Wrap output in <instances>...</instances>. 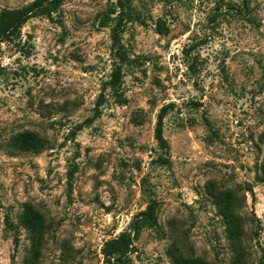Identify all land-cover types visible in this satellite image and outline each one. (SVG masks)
I'll return each mask as SVG.
<instances>
[{"label":"rangeland","instance_id":"1","mask_svg":"<svg viewBox=\"0 0 264 264\" xmlns=\"http://www.w3.org/2000/svg\"><path fill=\"white\" fill-rule=\"evenodd\" d=\"M32 1L0 0V11ZM115 1L64 0L0 44V264H104L103 243L150 200L157 227L141 231L131 264H259L264 224L247 195L264 187V0H130L120 103L104 86L111 24H98ZM100 93V116L75 132ZM168 105L165 154L154 131ZM23 132L45 148L14 151ZM27 207L43 219L39 245Z\"/></svg>","mask_w":264,"mask_h":264},{"label":"trees","instance_id":"2","mask_svg":"<svg viewBox=\"0 0 264 264\" xmlns=\"http://www.w3.org/2000/svg\"><path fill=\"white\" fill-rule=\"evenodd\" d=\"M64 0H34L31 3L17 9H3L0 11V44L11 42L20 36L21 28L29 20L39 17H44L49 20L57 13ZM136 13L132 8L130 0H116L115 3L105 13H103L99 20L100 28H107L110 25V41L111 49L113 51L114 67L110 74L109 80L104 84L108 88L117 103L122 102L121 88L122 82V66L128 63L127 52L122 44V34L127 24L137 20ZM104 93H100L93 109V116L87 119L83 124L75 127V132H79L85 125L92 123L100 116V109L105 103ZM172 108L171 105L161 108L157 115L156 127L154 131V139L158 148L167 154L168 146L162 136V122L167 114V111ZM75 133L72 132L71 135ZM46 142L39 138L35 133L23 132L16 135L12 141V148L19 153L37 154L45 148ZM159 163L168 164L163 157H159ZM218 206L223 217L227 220L229 226V234L238 238L239 229L235 225L238 223L237 218L230 214L229 204H224L222 198L219 199ZM157 209L158 204L150 200L145 210L137 213L131 222L130 232H121L114 238H111L103 243L101 248V255L104 264H131L130 254L134 248V243L137 241L140 233L144 229H153L157 227ZM21 222L24 227L31 233L39 245L42 230V217L27 207L21 216ZM235 240V239H234ZM236 242L239 243V241ZM15 248L18 245V238L13 240ZM33 257L35 256V249H33ZM239 262V257L237 258ZM184 264H205L200 260H185ZM259 264H264V259Z\"/></svg>","mask_w":264,"mask_h":264},{"label":"built area","instance_id":"3","mask_svg":"<svg viewBox=\"0 0 264 264\" xmlns=\"http://www.w3.org/2000/svg\"><path fill=\"white\" fill-rule=\"evenodd\" d=\"M248 205L253 214L255 222L263 226L264 224V187L255 186L252 193L247 195Z\"/></svg>","mask_w":264,"mask_h":264}]
</instances>
